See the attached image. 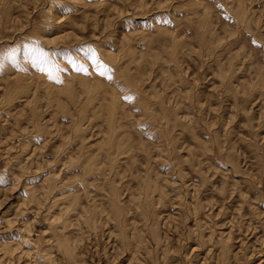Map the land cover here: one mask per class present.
Listing matches in <instances>:
<instances>
[{"label":"rangeland","instance_id":"rangeland-1","mask_svg":"<svg viewBox=\"0 0 264 264\" xmlns=\"http://www.w3.org/2000/svg\"><path fill=\"white\" fill-rule=\"evenodd\" d=\"M0 264H264V0H0Z\"/></svg>","mask_w":264,"mask_h":264}]
</instances>
